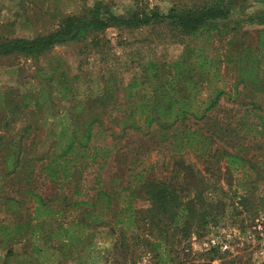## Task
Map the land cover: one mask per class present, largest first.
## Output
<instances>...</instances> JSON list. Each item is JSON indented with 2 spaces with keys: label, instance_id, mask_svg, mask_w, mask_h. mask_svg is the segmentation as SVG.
<instances>
[{
  "label": "trees",
  "instance_id": "16d2710c",
  "mask_svg": "<svg viewBox=\"0 0 264 264\" xmlns=\"http://www.w3.org/2000/svg\"><path fill=\"white\" fill-rule=\"evenodd\" d=\"M254 1L264 3V0ZM250 3L249 0H199L198 5L175 6L167 14L153 11L149 14L142 12L120 17L107 4L98 2L93 8L83 9L81 14L61 15L55 30L34 38L6 36V25H0V58L22 56L35 62L56 46L66 43H84L90 38L98 46L96 36L109 28L134 31L146 26H163L178 41L201 34L215 35L221 39L233 34L232 39L237 38L238 48L230 40L229 45L233 48L229 49L225 59L228 64L234 60L238 69L233 95L247 92L251 109L260 113L257 115V124H253V129H250L257 134L258 139L248 137L251 125L248 120L242 119L241 133L222 119L211 115L221 109L220 101L227 95L224 89L217 86L220 72L216 63L221 64V60H214L197 48L185 46L184 53L167 66H147V69L155 70L154 74L148 75V81H154L150 84L148 96L144 97L133 91L138 87L136 80H132L123 89L128 99L140 101L136 109L128 110L123 133L134 130L141 133L143 138H156L158 144L163 146L161 153L165 161L171 160L172 163L170 169L165 162L162 171L139 172L132 188L119 187L116 192L101 188L96 181L95 195L84 196L80 183L87 165L97 163L100 169L106 159L112 156L116 143L122 137L117 138L116 134H112L111 144L99 149L93 146L94 129H100L101 126L98 118L85 120L82 114H74L73 128L64 127L57 140L44 149H37L41 140H37L35 136L30 138L31 133L27 131L30 127L25 128V135L18 140L12 137L6 139L2 135L0 164L4 176L17 183L28 184L33 178L43 175L50 183L63 188L69 187L72 189L71 195L56 197L60 210L76 209L81 215L67 224L49 222L51 216L55 215L51 213L52 205H49L48 200L33 194V219L37 222L32 224L31 221H16L17 206L23 203L13 198L2 199L0 193V214L7 217L6 223L0 224V241L15 244L17 239L29 235L38 237L36 242H43V248L32 244L31 250L37 255L43 253L45 245L54 242L51 245L62 253L71 254L73 250L82 247L80 258L83 259L91 244L88 236L94 231L91 228L94 225L93 227H106L110 235H117L119 246L116 248L125 255L130 253L132 243L134 246H141L146 253L157 256L165 253L168 257L172 250H168L170 246L175 243L180 245L193 234L198 235L208 229L225 212L226 198L220 188L221 175L222 179L231 181L236 175H240L242 185L239 184L244 187L264 180V168H258L252 163L253 156L248 159L250 150L262 149L264 144V105L258 100L264 93L261 62L258 60L259 54L264 51V29L257 31V39L254 41L245 38V30L238 34L247 25L264 27V11L236 19L232 28L228 24L234 11L244 13ZM204 81L208 82L212 90L202 99L198 92ZM110 84V81L106 82V90L97 98L86 104L77 102V105H82L83 109L84 105L88 106L92 113L96 106H106L116 97V90ZM239 84L242 85L241 92L236 90ZM22 97L3 101V106L8 108L12 119L27 107ZM140 115L144 116L142 120L137 119ZM5 119L6 115H3L1 121L9 123ZM140 121L144 128L140 126ZM201 122L202 125L196 127ZM58 144H61L59 152ZM188 153L193 154L195 163L188 161ZM222 162L224 173L220 174L222 171L218 164ZM200 163L204 166L202 170L196 167ZM36 168L38 170L35 172ZM82 197L84 199L79 200ZM242 197H239V202L245 201L246 197ZM118 198L123 200V206L117 203ZM135 200L147 202L148 207L136 208ZM28 228H31V232H28ZM14 256L15 252L9 248L6 258L10 260Z\"/></svg>",
  "mask_w": 264,
  "mask_h": 264
},
{
  "label": "rangeland",
  "instance_id": "374dc122",
  "mask_svg": "<svg viewBox=\"0 0 264 264\" xmlns=\"http://www.w3.org/2000/svg\"><path fill=\"white\" fill-rule=\"evenodd\" d=\"M249 1L251 2L249 8L244 13L233 12L228 21L229 27H234L236 19L264 11V3ZM98 2L107 4L110 10L120 17L142 12L149 14L153 11L167 14L175 6L199 4V0H0V25H6L4 31L6 36L34 38L55 30L61 15L81 14L83 9L93 8ZM260 29L263 30L264 27L247 25L238 34L245 30L247 31L245 38L254 41ZM232 35L221 39L215 35L201 34L178 41L177 38L171 37L163 26H146L134 31L109 28L96 36L98 46L94 45L90 38L84 43H66L56 46L38 62L22 56L1 57L0 136L18 140L20 136L25 135V128L30 127L27 130L31 133L30 138L35 136L37 140H41L37 149H44L57 140L64 127L73 128L74 114H82L85 120L98 118L101 126L100 129H94L93 146L99 149L111 144L112 134H116L117 138L122 137L116 143L112 156L106 159L100 169L97 163L87 165L83 172V181L80 183L84 196L95 195L96 181L101 188L116 192L119 187L132 188L139 172L162 171L165 162L170 169L172 163L171 160L165 161L161 153L163 146L158 144L156 138H143L141 133L134 130H126L123 133V123L128 120L126 117L128 110H134L140 105L139 99H128L123 89L132 80H136L138 87L133 88V91L144 97L148 96L150 84L154 82L152 79L148 81V75L154 74L155 70L147 69V66L149 64L167 66L184 53L186 46L197 48L199 52L214 60H221V64L216 63L220 72V82L217 86L224 89L227 95L220 101L221 109L211 115L222 119L235 130H240L242 119L248 120L247 122L251 124L247 132L248 137L258 139L257 134L250 129H253V124H257L259 111L251 109L247 92L238 96L233 95L238 69L234 65L236 63L234 60L229 64L225 63L229 49L233 48L230 47L229 41L232 40L235 48H238L237 38L232 39ZM258 60L261 62V80H264V51L259 54ZM107 81H110V86L113 85L116 90L114 100H110L106 106H96L93 113L88 106L84 105L83 109L82 105H77V102L86 104L100 96L106 90ZM211 90L212 87H209L207 81L201 83L198 92L200 98H206ZM236 90L241 92L242 85L239 84ZM19 96H23L27 107L12 119L8 108L3 106V101L9 98L17 100ZM258 100L264 105V93ZM3 115H6L5 120L9 123L1 121ZM143 118V115L137 116L138 120ZM142 124L140 121L141 127ZM201 125L202 122L196 124V127ZM57 147L59 152L61 144ZM263 150L264 144L262 149H252L248 152V159L253 156L252 163L258 168H264ZM186 157L189 162L195 163L193 154L188 153ZM218 165L222 171L220 174H223V162ZM196 167L201 170L204 168L201 163L196 164ZM37 170L38 168L35 172ZM220 179L222 181L220 188L226 198L225 212L217 223L210 225L208 229L198 235L193 234L180 245L175 243L170 246L168 250H172L168 257L165 253L160 256L146 253L141 246H134L132 243L130 253L125 255L116 248L119 246L117 235H110L106 227L93 225L91 228L94 231L88 236V242L91 244L85 251L83 259L80 258L82 247L73 250L71 254L62 253L51 245L54 242L45 245L43 253L37 255L31 250L32 244L43 248L41 245L43 242H36L38 237L28 235L17 239L15 244H4L0 241V264H264V180L251 183L250 187L245 184L247 187H244L241 186L240 175H236L232 181L222 179V175ZM0 186L2 199L13 198L23 203L21 206L16 205L18 207L16 221H31L32 224L37 222L33 219L35 217L34 200L31 197L33 194L41 196L45 201L48 200L49 205H52L51 213L55 215L50 217L49 222L67 224L81 215L76 209L60 210L56 197L63 194L71 195L72 189L50 183L43 175L33 178L28 184L17 183L4 176L0 164ZM240 196H243L242 199L246 197L245 201L239 202ZM117 203L123 206L121 198L117 199ZM134 206L146 208L148 204L135 200ZM6 220L5 214H0V224H5ZM27 230L31 232V228ZM224 235L231 236L229 250L220 252L205 249L203 245L205 241L210 238L222 241ZM9 248L15 252V256L10 260L6 258Z\"/></svg>",
  "mask_w": 264,
  "mask_h": 264
},
{
  "label": "built area",
  "instance_id": "2783aa9c",
  "mask_svg": "<svg viewBox=\"0 0 264 264\" xmlns=\"http://www.w3.org/2000/svg\"><path fill=\"white\" fill-rule=\"evenodd\" d=\"M231 242V236H223L222 241L217 238H210L203 243L206 250H218L220 252H225L229 250V243Z\"/></svg>",
  "mask_w": 264,
  "mask_h": 264
}]
</instances>
